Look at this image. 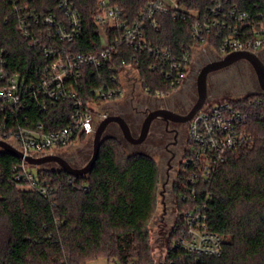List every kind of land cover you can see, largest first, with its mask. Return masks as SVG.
I'll use <instances>...</instances> for the list:
<instances>
[{
    "label": "trees",
    "instance_id": "1",
    "mask_svg": "<svg viewBox=\"0 0 264 264\" xmlns=\"http://www.w3.org/2000/svg\"><path fill=\"white\" fill-rule=\"evenodd\" d=\"M99 1L74 0L85 23L83 38L68 45L74 52L101 47L94 22ZM108 1L122 8L130 18L139 16L146 4V0ZM216 1L179 0L181 5L200 13H211ZM227 1L230 3L224 0L226 9L235 4L241 11L252 14L264 11V0ZM23 2L0 0V55L3 52L12 72L30 79L39 77L47 59L42 50L30 47L18 28L13 5ZM27 2L39 10L51 11L59 1ZM157 17L158 30L147 26V38L154 47L180 52L202 44L193 36L192 18L174 19L172 14ZM209 43L217 50L216 33L210 34ZM121 47L114 64L85 69L82 82L86 90L104 84L118 86L112 84L111 78L118 77L123 59L137 64L143 88L150 90L151 95L168 96L178 90L171 87L159 69H151L156 63L154 56L139 53L125 43ZM252 97L224 100L261 115L264 103L250 104ZM110 114H114L112 110ZM49 116L59 117L63 126L69 113L59 108ZM250 126V132L260 137V143L237 150L209 181L199 182L192 189L182 174L176 176L171 185V200L178 214L168 237L167 259L163 264H264V123L253 117ZM121 141L120 137L105 134L100 156L87 176L72 177L58 168L47 170L45 165L37 176L49 181L56 190L52 201L14 182L13 166L19 160L0 151V264H88L101 258L122 264H154L149 227L158 210L160 169L147 153H126ZM201 205L207 206L209 229L224 240L220 256L189 255L173 248L185 229L184 213ZM5 229L8 240L3 245Z\"/></svg>",
    "mask_w": 264,
    "mask_h": 264
},
{
    "label": "built area",
    "instance_id": "2",
    "mask_svg": "<svg viewBox=\"0 0 264 264\" xmlns=\"http://www.w3.org/2000/svg\"><path fill=\"white\" fill-rule=\"evenodd\" d=\"M24 1L13 5L18 28L30 47L43 51L47 63L39 77L29 79L12 72L1 53L0 141L22 154L19 163L13 166V181L22 189L36 191L51 201L56 190L49 181L40 179L29 169L32 165L27 159L59 155L58 151L70 148L82 136L93 139L100 124L110 115L112 106L128 91L151 95L150 90L143 88L137 64L121 60L118 77L111 78L112 84L118 83V86L104 84L89 91L82 82L85 69H100L113 63L125 43L139 53L154 56L156 63L151 69H159L171 87L180 89L199 47L211 48L218 59L238 51L261 54L264 49V11L252 14L241 11L235 4L226 9L224 0L216 1L211 13L188 9L179 0H146L143 11L136 18H130L108 0H100L94 22L101 47L90 52H74L68 47L85 34L84 18L74 0H57V7L51 11L39 10ZM166 14H172L174 19L192 18L193 36L202 44L191 51L182 49L180 52L169 47H154L148 41L147 26L158 30L157 16ZM213 33L219 39L217 50L209 43ZM263 103L264 94L261 93L250 99V104ZM59 108L69 113L63 126H60L59 117H48ZM253 117L264 123V112L261 115L250 113L224 99L208 101L189 122L188 141L176 176L182 174L194 189L199 182L209 181L237 150L258 145L260 137L249 130ZM0 151L6 152L2 148ZM207 218L206 205L185 212V229L173 248L189 255L220 256L224 240L209 229Z\"/></svg>",
    "mask_w": 264,
    "mask_h": 264
},
{
    "label": "rangeland",
    "instance_id": "3",
    "mask_svg": "<svg viewBox=\"0 0 264 264\" xmlns=\"http://www.w3.org/2000/svg\"><path fill=\"white\" fill-rule=\"evenodd\" d=\"M261 59L264 61V52L260 55ZM215 55L211 48L207 46L199 47L193 58L192 68L189 69V74L185 82L179 89V94L177 97L184 96V103L182 106H188L192 102H196L197 90H196V80L200 70L207 64L211 63L215 59ZM209 85V95L212 97L211 101H218L224 98H241L248 95H253L259 93L260 90L257 86L256 75L252 66L246 62L242 61L233 64L227 68L214 71L209 74L208 77ZM130 92L117 102V104L124 101L129 97ZM178 102V101H177ZM167 104H170V100H167ZM115 105V104H114ZM180 105H178L179 107ZM124 118L130 123L129 118L124 116ZM107 134H111L121 138L123 145V150L126 153L133 152H144L152 156L155 162L158 164L161 174L160 183V195L158 197V210L150 224V245H151V257L154 264H163L166 259V249L168 246V237L171 232V228L177 217V207L172 203L171 200V185L176 179V170L178 165L173 170L172 177L170 180L167 178L165 171L168 169L166 162H160V152L156 151L154 147L159 145V143L153 144V147H132L125 142L120 132L118 126L113 124L110 127ZM85 138V139H82ZM80 138L73 146L66 150H60L59 155L74 162L76 166H85L92 157L93 153V142L90 140L89 136ZM151 148V149H150ZM156 148V147H155ZM47 166H31L29 169L36 175L45 166L47 170H54L55 168L60 169V167L55 163L46 164ZM61 170V169H60ZM21 189V188H20ZM8 230H4V244L8 240L7 235ZM88 264H116L115 260H108L106 258H101Z\"/></svg>",
    "mask_w": 264,
    "mask_h": 264
},
{
    "label": "water",
    "instance_id": "4",
    "mask_svg": "<svg viewBox=\"0 0 264 264\" xmlns=\"http://www.w3.org/2000/svg\"><path fill=\"white\" fill-rule=\"evenodd\" d=\"M261 54H257L251 51H238L231 53L224 57L223 59L215 58L211 63L205 65L199 72L196 80V90H197V101L186 115H180L174 111L167 109H158L151 111L141 125L140 135L135 137L132 133L130 125L127 120L122 115L110 114L98 127L92 142H93V153L89 162L80 168L74 167L70 162L60 156V155H50L40 159L28 158V162L33 166H43L49 163L57 164L60 169L72 177L87 176L91 173L97 162L101 146L104 141V136L108 127L111 124H116L120 129L123 139L131 145H141L143 144L149 136L151 126L156 119L162 118L166 121L172 120L174 122H187L191 121L197 113L205 106V104L212 99L209 95V85L208 77L209 74L227 68L233 64L246 61L248 62L256 75L258 82V87L261 94H264V61L260 57ZM258 94V93H255ZM253 94V95H255ZM0 148L4 149L6 152L15 156L16 158H22V154L17 151L12 146L5 142L0 141Z\"/></svg>",
    "mask_w": 264,
    "mask_h": 264
},
{
    "label": "flooded vegetation",
    "instance_id": "5",
    "mask_svg": "<svg viewBox=\"0 0 264 264\" xmlns=\"http://www.w3.org/2000/svg\"><path fill=\"white\" fill-rule=\"evenodd\" d=\"M257 81V79H256ZM258 86V82H257ZM259 89V87H258ZM179 89L168 96L147 95L141 92H130L129 97L121 103L112 106V113L128 117L130 128L135 137L140 135L141 125L151 111L158 109H167L180 115L186 116L196 102L188 106H182L184 96L177 97ZM170 100V104H167ZM178 101V102H177ZM197 101V99H196ZM178 105H180L178 107ZM128 122V121H127ZM189 122H174L172 120L156 119L150 129L146 141L141 145H131L132 147H153V144L159 143L154 149L160 152V162H166L168 169L165 171L167 178L170 180L173 170L179 164L184 155L188 141ZM152 143H148V141ZM151 149V148H150Z\"/></svg>",
    "mask_w": 264,
    "mask_h": 264
},
{
    "label": "crops",
    "instance_id": "6",
    "mask_svg": "<svg viewBox=\"0 0 264 264\" xmlns=\"http://www.w3.org/2000/svg\"><path fill=\"white\" fill-rule=\"evenodd\" d=\"M264 52V49L262 50L261 54Z\"/></svg>",
    "mask_w": 264,
    "mask_h": 264
}]
</instances>
